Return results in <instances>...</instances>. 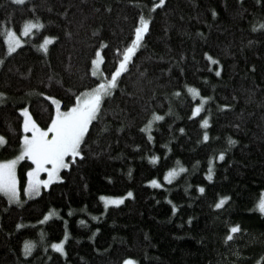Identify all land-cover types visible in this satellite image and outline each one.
I'll return each mask as SVG.
<instances>
[{
	"label": "trees",
	"instance_id": "16d2710c",
	"mask_svg": "<svg viewBox=\"0 0 264 264\" xmlns=\"http://www.w3.org/2000/svg\"><path fill=\"white\" fill-rule=\"evenodd\" d=\"M153 3L0 0V92L6 93L0 135L7 139L0 160L17 155L20 137L30 134L20 108L46 127L55 107L48 96L71 106L101 77L110 78L116 49L130 42L140 14L151 16L134 62L90 125L84 157L39 195L24 197L21 189V202L10 203L0 194V264H121L125 256L139 264H264V214L255 207L264 191V28L257 27L264 24V0H165L152 9ZM37 18L44 28L22 36L26 43L9 54L5 27L19 33L25 20ZM44 36L57 38L47 52L38 47ZM101 43L100 76H93ZM188 85L210 97L196 117L191 111L200 98ZM152 112L164 118L153 121L149 140L142 129ZM205 117L207 126L200 123ZM181 165L184 171L163 179ZM32 166L27 158L17 164L21 184ZM154 178L163 186L147 183ZM101 194L125 198L105 208ZM221 196L229 199L214 207ZM52 210L57 215L44 220ZM232 224L240 231L225 242ZM65 231L66 254L50 247ZM26 239L35 245L28 256Z\"/></svg>",
	"mask_w": 264,
	"mask_h": 264
},
{
	"label": "snow or ice",
	"instance_id": "6c2138e0",
	"mask_svg": "<svg viewBox=\"0 0 264 264\" xmlns=\"http://www.w3.org/2000/svg\"><path fill=\"white\" fill-rule=\"evenodd\" d=\"M259 3L260 0H257ZM15 3L22 4L24 0H15ZM165 0H158L157 3L151 5L152 9L157 6H163ZM110 10V9H109ZM213 15H216L215 10L212 11ZM151 16H145L140 14L138 22L135 23L133 34L130 38V42L126 43L123 48H117L116 52L119 54L118 63L115 65V70L111 71L110 78L101 77V82L95 84L94 87L85 89L78 96L75 97V102L71 106L65 105L61 107L62 101L57 99L55 96H48V99L55 105V113L49 117L50 123L46 127H41L37 123L36 119L33 118L31 112L27 107L20 108L19 111L23 114L22 127L25 133H31L30 135L25 134L20 137V150L17 155L10 159L0 160V193L7 197L11 203L13 201L21 202V189L23 193L28 196H35L40 194L41 186L47 187L53 181L63 180L64 176L60 174L61 169H67L71 166L76 159L83 158L85 153L83 151V145L86 142V138L89 135L90 125L94 120L99 119L102 111V105L105 103V98L110 97L115 88L118 87V81L122 73L128 71L130 64L134 62V56L137 50L142 46L145 34L149 32V25ZM257 27L264 28V24ZM44 24L38 18L36 20L27 19L22 25V29L18 31L14 27H5L3 33L4 43L7 45L8 53L16 51L21 45L26 43L22 36H28L30 34L35 35L34 29H42ZM255 30V29H254ZM57 39L54 36H44L43 41L38 47L45 52L48 50V44ZM105 44L101 43L100 48L95 50V56L92 59V75L100 76L99 65L102 63L104 57L101 55V48H104ZM209 60H213L208 53H205ZM219 63V61H214ZM255 66H253L254 68ZM216 75H220V69L217 68ZM188 90L192 94L193 99L199 96L200 102L196 103L192 108L191 115L196 117L201 111L205 101L209 100L210 97L203 96L199 90L191 85H188ZM179 94V89L177 90ZM6 93L0 92V98L4 97ZM4 101L0 99V103ZM222 108H228L230 105H221ZM164 117L156 112H152L151 118L148 119L147 123L143 126V131L148 133V139H153L151 134V127L153 121H160ZM200 123L204 126L209 124V120L205 117ZM183 131V129H181ZM203 139L207 141L209 134L207 131L203 133ZM229 144L235 143L231 138L228 141ZM7 139L5 136L0 135V146L6 145ZM139 147V145H137ZM225 153L221 151L218 159H224ZM27 158L34 165L27 169V183L21 184L18 180L17 175V164L19 161ZM150 160L156 161L157 156L153 155L149 157ZM184 171L183 166L179 168H169L163 179L170 180L174 176L178 175L179 172ZM46 172L47 179H41L40 173ZM209 180L212 179V161L209 160V171L206 174ZM147 183L152 185L163 186L159 184L157 179H151ZM200 192H204L203 186L199 187ZM128 197L133 196L132 191L126 193ZM124 196H109L101 194L99 199L104 202L105 208L108 205H119L123 202ZM229 199L228 196H221L214 207H221L224 201ZM255 207L261 214H264V191L261 192ZM173 212L176 211V206L173 204ZM57 215L55 210L50 211L44 216V220H47L50 216ZM95 218V217H94ZM191 220V218H189ZM21 227V225H17ZM240 231L238 224H232L229 226L227 234L225 236V242L230 241L233 238V234ZM68 233L65 231V238L58 242H53L50 247L65 253L64 243ZM34 242L31 240H25L23 242L24 255L28 256L34 247ZM121 264H139V260L134 256H125L121 261ZM256 264H260L257 261Z\"/></svg>",
	"mask_w": 264,
	"mask_h": 264
},
{
	"label": "rangeland",
	"instance_id": "374dc122",
	"mask_svg": "<svg viewBox=\"0 0 264 264\" xmlns=\"http://www.w3.org/2000/svg\"><path fill=\"white\" fill-rule=\"evenodd\" d=\"M100 66V65H99ZM54 113H55V107H54ZM22 116H23V114H22ZM31 134V133H30ZM30 134H28V135H30ZM30 161V160H29ZM31 162V161H30ZM32 163V162H31ZM34 166V165H33ZM32 166V167H33ZM40 178L41 179H47V173L46 172H42V173H40ZM42 187H43V185L41 186V189H42ZM45 187V186H44ZM41 191V190H40ZM0 194H2V193H0ZM3 195V194H2ZM24 197H28V195L25 193V196ZM13 202H16V201H13Z\"/></svg>",
	"mask_w": 264,
	"mask_h": 264
}]
</instances>
